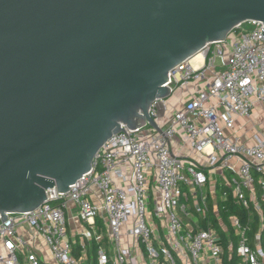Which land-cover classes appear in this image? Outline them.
Returning a JSON list of instances; mask_svg holds the SVG:
<instances>
[{
	"label": "built area",
	"instance_id": "1",
	"mask_svg": "<svg viewBox=\"0 0 264 264\" xmlns=\"http://www.w3.org/2000/svg\"><path fill=\"white\" fill-rule=\"evenodd\" d=\"M263 30L242 22L205 45L199 63L195 55L178 64L170 95L150 106L154 125L123 127L69 192L49 189L36 209L0 218V264H45L39 238L56 264H85L69 237L72 204L89 227L84 237L100 242L97 220L107 227L113 254L101 246L99 264L139 263L122 247L125 234L143 245L149 264H224L226 249L237 264H264V137L248 145L227 134L264 108ZM229 201L242 211L226 220Z\"/></svg>",
	"mask_w": 264,
	"mask_h": 264
},
{
	"label": "water",
	"instance_id": "2",
	"mask_svg": "<svg viewBox=\"0 0 264 264\" xmlns=\"http://www.w3.org/2000/svg\"><path fill=\"white\" fill-rule=\"evenodd\" d=\"M248 20L264 0H0L2 221L69 192L123 127L154 125L174 67Z\"/></svg>",
	"mask_w": 264,
	"mask_h": 264
},
{
	"label": "crops",
	"instance_id": "3",
	"mask_svg": "<svg viewBox=\"0 0 264 264\" xmlns=\"http://www.w3.org/2000/svg\"><path fill=\"white\" fill-rule=\"evenodd\" d=\"M227 134L234 136V138H238L241 143H246L248 145H252L256 142L257 138L264 137V108L258 105L254 114L250 119L239 118L237 120L236 126L233 130H227ZM227 177H231L230 173H224ZM219 183H221L222 177H215ZM215 189V188H214ZM210 189V192L213 196H216V189ZM219 192V191H218ZM72 206L71 212L68 211V231L69 237L75 246V254L77 256H82L85 259V264H88L94 258L95 253L97 252L98 258V250L101 246L105 247L110 255L113 254L112 244L108 239L107 227L101 222L100 219L96 222V229L98 234L102 235V240L98 242L94 237H84L82 232L85 230V227H88L86 223H84L81 218L76 214V207ZM196 217V216H195ZM194 217V218H195ZM197 219V218H196ZM89 228V227H88ZM94 235V234H93ZM84 241L86 243V249L83 250L81 247V242ZM37 247L40 249L41 254L48 259L45 264H56L51 259V253L48 251L46 244L42 238H39L37 241ZM122 247L124 249H129L132 256H137L138 264H149L150 259L146 252L144 251L143 245L136 242L131 237H128L126 234L123 237Z\"/></svg>",
	"mask_w": 264,
	"mask_h": 264
},
{
	"label": "trees",
	"instance_id": "4",
	"mask_svg": "<svg viewBox=\"0 0 264 264\" xmlns=\"http://www.w3.org/2000/svg\"><path fill=\"white\" fill-rule=\"evenodd\" d=\"M227 205L228 207H230V211L228 213L223 211L226 220H228L229 215L242 211L240 210L239 206L233 204L231 201H229ZM237 263H238V256L236 255V251L234 250V252H232L226 249V254L224 256V264H237ZM88 264H99L97 259V252L95 253L92 261L89 262ZM108 264H112V263L109 262Z\"/></svg>",
	"mask_w": 264,
	"mask_h": 264
},
{
	"label": "bare ground",
	"instance_id": "5",
	"mask_svg": "<svg viewBox=\"0 0 264 264\" xmlns=\"http://www.w3.org/2000/svg\"><path fill=\"white\" fill-rule=\"evenodd\" d=\"M203 55L202 53H198L195 58L193 59V63L197 64L202 59Z\"/></svg>",
	"mask_w": 264,
	"mask_h": 264
},
{
	"label": "rangeland",
	"instance_id": "6",
	"mask_svg": "<svg viewBox=\"0 0 264 264\" xmlns=\"http://www.w3.org/2000/svg\"><path fill=\"white\" fill-rule=\"evenodd\" d=\"M247 28H250V26H247Z\"/></svg>",
	"mask_w": 264,
	"mask_h": 264
}]
</instances>
